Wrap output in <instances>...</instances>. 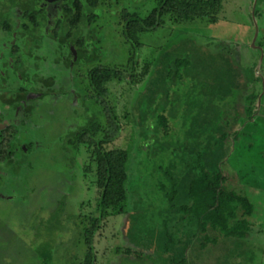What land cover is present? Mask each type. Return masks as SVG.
<instances>
[{
    "label": "rangeland",
    "instance_id": "1",
    "mask_svg": "<svg viewBox=\"0 0 264 264\" xmlns=\"http://www.w3.org/2000/svg\"><path fill=\"white\" fill-rule=\"evenodd\" d=\"M70 1L0 0V22L11 21L7 28L0 25V132L9 126L15 131V156L0 164V264L84 261L81 215L95 212L97 189L83 173L84 148L70 146L68 139L89 120H102L99 106L87 96L92 92L87 75L98 63L130 64L135 76L148 73L136 83L109 84V99L126 125L115 142L130 153L133 214L110 216L103 224L96 234L95 264H167L156 238L169 216L167 193L176 179L185 184V163L200 161L208 136L204 118L212 103L222 122L236 119L246 127L232 144L224 176L253 203L250 223L264 227V95L256 121L243 123L238 89L219 99L218 90L209 89L216 78L206 71L208 56L232 51L251 78L264 53V0L256 2L261 15L255 46L256 0H224L216 23H173L167 17L164 26L141 35V46L121 35V13L128 9L145 17L157 0H106L91 26L68 37L62 5ZM27 9L41 10L37 25L23 17ZM260 72L264 75V61ZM161 115L170 126L166 137ZM249 232L219 236L205 248L188 252L189 246L173 255L185 256L184 264H263L257 241L264 243V228L259 235Z\"/></svg>",
    "mask_w": 264,
    "mask_h": 264
},
{
    "label": "trees",
    "instance_id": "2",
    "mask_svg": "<svg viewBox=\"0 0 264 264\" xmlns=\"http://www.w3.org/2000/svg\"><path fill=\"white\" fill-rule=\"evenodd\" d=\"M223 1L157 0V6L145 17L124 9L120 21L121 35L127 43L141 46V35L164 26L167 17L173 23L192 22L197 19H207L216 23L220 19ZM105 2L106 0H71L64 3L62 5L64 22L68 26L66 36L71 37L78 28L91 26L98 19L97 11ZM40 11L27 9L23 11V17L37 25ZM254 15L259 25L261 10L257 9V6ZM10 22L7 19L0 22V25L7 28L11 25ZM24 25L27 26L26 23ZM57 28L58 24L54 28L55 31ZM78 43H81V40ZM206 63V71L214 74L216 78L215 82L209 83V89H212V92L218 90L219 99L229 98L234 89H238L240 110L242 116H245L243 123L255 122L260 113L258 100L264 95L262 93L264 75L260 69L254 65L251 78L247 79L240 60L233 56L232 51L211 54ZM179 64L177 61V65ZM129 68L130 64L124 67H111L98 63L89 69L87 77L92 92L87 96H92L99 106L102 120L98 118L89 120L68 139L70 146L84 148L86 159L83 173L87 184L97 189L95 212L81 215L85 223L83 237L86 244L82 264H95L96 234L110 216L133 214L132 208L128 206L130 153L115 142L121 137V131L126 125L121 123L116 106L109 99V84L112 81L121 82L126 79L128 82L136 83L144 79L148 73L144 71L139 76L138 72L135 76ZM209 105L210 112L204 118L208 125V136L203 153L198 154L200 161L197 160L194 164L185 163L186 176L181 178L185 183L184 187L181 180L178 182L175 178L171 192L167 193L170 203L166 211L169 216L163 219L162 230L156 235L162 245L161 249L167 256V264H184L185 256L177 260L174 255L186 251L189 246L188 252L196 246L205 248L214 244L219 236L243 237L252 226L249 218L254 210L253 203L247 194L237 190L236 186H232L225 179L223 170V165L234 152L232 144L246 127L241 129V124L236 119L222 122L217 104ZM160 118L163 136L166 137L170 132V126L165 115H161ZM14 132V126L0 132V164L15 156L12 148ZM195 148L198 149V146ZM194 151V147L191 148V153ZM165 173L171 175L170 172ZM180 199L185 201L176 204L175 202ZM184 226L190 228L184 231ZM126 252L131 254L132 250L128 248Z\"/></svg>",
    "mask_w": 264,
    "mask_h": 264
},
{
    "label": "water",
    "instance_id": "3",
    "mask_svg": "<svg viewBox=\"0 0 264 264\" xmlns=\"http://www.w3.org/2000/svg\"><path fill=\"white\" fill-rule=\"evenodd\" d=\"M256 2H257V0L255 1L254 6H253V16H254L255 27H256L255 35H254V38H253V41H252V45L253 46L256 45V40H257V37H258V34H259V27H258L257 21L255 19V15H254ZM263 61H264V53L262 52V55H261V58H260V61H259V64H258V68L259 69H261V65H262ZM261 99H262V96L259 97V104H261Z\"/></svg>",
    "mask_w": 264,
    "mask_h": 264
},
{
    "label": "crops",
    "instance_id": "4",
    "mask_svg": "<svg viewBox=\"0 0 264 264\" xmlns=\"http://www.w3.org/2000/svg\"><path fill=\"white\" fill-rule=\"evenodd\" d=\"M251 218V217H250ZM258 221V220H257ZM256 222V221H255ZM252 223V222H251ZM254 223V222H253ZM254 225V226H253ZM252 226L254 227V228H252V226H251V228H250V234L248 235V236H251V234H261L262 232H263V226L261 227L260 226V228L259 227H257L258 225H255V224H253ZM257 245H259V246H261L262 248H263V258L261 259V262H263V264H264V243H261L260 242V240L259 241H257Z\"/></svg>",
    "mask_w": 264,
    "mask_h": 264
}]
</instances>
